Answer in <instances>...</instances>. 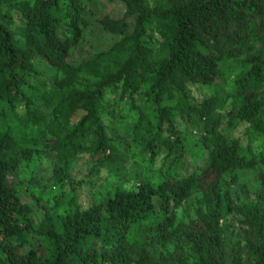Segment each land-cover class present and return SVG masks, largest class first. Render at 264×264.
Returning <instances> with one entry per match:
<instances>
[{
    "label": "trees",
    "instance_id": "trees-1",
    "mask_svg": "<svg viewBox=\"0 0 264 264\" xmlns=\"http://www.w3.org/2000/svg\"><path fill=\"white\" fill-rule=\"evenodd\" d=\"M0 264H264V0H0Z\"/></svg>",
    "mask_w": 264,
    "mask_h": 264
},
{
    "label": "rangeland",
    "instance_id": "rangeland-1",
    "mask_svg": "<svg viewBox=\"0 0 264 264\" xmlns=\"http://www.w3.org/2000/svg\"><path fill=\"white\" fill-rule=\"evenodd\" d=\"M153 0H151L152 2ZM120 9H122V5L116 1L114 2H104L102 3V8L101 10L97 11L99 14H104V13H110L114 16H117L120 14ZM13 16H14V21H15V25H20L21 24V13L13 11ZM115 39V37L112 34L106 33L103 30H101L99 27L96 26V28H94L93 31V35H92V40L91 42L94 43L92 45V50H94L95 48H97L96 44L99 47H105L111 40L113 41ZM198 88H202V90H205L204 92L208 91L209 89L203 88V87H198ZM195 90V96L197 98H201L202 95V90L201 89H196V87H194ZM124 107L121 108L120 112L123 115V122L129 126L136 118H137V112L134 110L129 109L127 104H122ZM106 121V120H105ZM108 121V120H107ZM106 121L107 124V128H108V132L110 135H114L116 136L117 134H119V136L122 134V129L121 132L116 133V126L115 123L111 124V126H113L115 132H111V126L109 125V123ZM245 128V125L242 124L239 127H237V129L235 130V135L239 136V137H243V129ZM160 157L158 156L157 161H156V165L158 166L160 163ZM88 160H89V156L88 153H82L80 155V157L78 158V160L76 161L75 165L73 166V170L71 171V175L74 179L75 182L78 181H82V183H80L79 186V202L82 203L83 207H86L92 199V196L94 194V192L97 191V189L99 188V184L103 181L106 180V177L108 175V173L106 172V170L104 168H101V166L97 165L96 163H94L93 165H89L88 164ZM42 166L41 169L44 170L47 168V173H51V167H50V162L51 159L49 157H47L46 155H42ZM190 164L187 166L186 170H183L186 174L191 172V168L193 166L196 165V162H189ZM16 175H19V177H23V175L20 173H11L10 174V184L11 185H16L18 183V179L16 177ZM98 179L101 180V182L96 183V180L94 179ZM132 183V181H128L127 186H130ZM79 185V184H78ZM22 199L25 201L27 200V196L24 194L22 195ZM176 212L178 215L183 216V217H187V215H189V211H187L185 209V205L180 206L179 208L176 209ZM34 217L39 218V216L36 215V212H34ZM230 222L234 223L235 219L233 216L229 217ZM35 244V242H34ZM35 246L37 247H41L42 245L39 243H36Z\"/></svg>",
    "mask_w": 264,
    "mask_h": 264
}]
</instances>
